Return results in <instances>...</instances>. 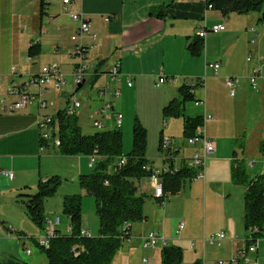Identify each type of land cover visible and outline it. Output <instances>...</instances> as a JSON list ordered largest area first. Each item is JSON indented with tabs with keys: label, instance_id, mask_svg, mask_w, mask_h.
Instances as JSON below:
<instances>
[{
	"label": "crops",
	"instance_id": "0c3cea01",
	"mask_svg": "<svg viewBox=\"0 0 264 264\" xmlns=\"http://www.w3.org/2000/svg\"><path fill=\"white\" fill-rule=\"evenodd\" d=\"M43 1L45 2L44 14L40 17L41 0H0V95L5 96L8 88L14 85L24 86L27 91L35 94L36 97L39 95L40 98L46 99L48 90L40 95L39 87L34 86L31 80L43 65L51 62H56L59 69L62 68L64 72L70 74L71 81L69 82L73 87L72 72L75 63L71 61L69 69L66 70L64 64L67 53L72 52L73 42L71 36L77 29V23L70 16L72 13L84 16L89 25V31L81 34L79 38V41L87 49L85 59V62L87 60V70L82 85L88 80L91 85L102 79L103 82L107 83L110 80L109 71L115 64L119 66L122 80L118 85L120 90L118 96L127 94L128 97L134 98L135 96L136 98V95L145 84L151 85L153 82L156 86L160 76L168 79L173 78V81L167 80L156 86L161 87L159 99L161 108L169 100L178 97V86L182 83L181 76H184V79L188 75L197 76L200 74L203 64L206 67L208 62H218L219 69H221L220 61L223 58L224 63H226L231 56L229 52H233V50L238 52V48L240 52L244 51L245 45L250 43V40L252 42L253 37L255 39L252 43L256 42V36L259 38L264 37V23L257 25V13L252 14V12H249L245 16L234 15L233 13L222 15L219 11L208 8L205 2L200 0H70L68 4H64L63 0ZM158 10L162 13V16H158ZM105 17H108L109 20L106 21ZM216 23L224 24L225 28L217 33L207 31L206 36L203 38L204 47L202 52H204V56L191 55L187 50L188 38L198 36L201 29H208ZM255 24L256 26H254ZM247 32L250 35H247ZM91 35H94V38ZM35 42L39 43L41 52L36 57H30L28 48L31 43ZM239 45L240 47H238ZM248 51L250 54V49ZM46 52H51L50 58H47V63L44 61ZM206 70L213 77L218 76V73L214 75L210 68L206 67ZM224 72V74L227 72L226 65L224 66ZM173 74H179L180 78L176 80ZM127 78H130L131 86L127 85ZM226 78H224V82ZM260 78H262L261 75L257 82ZM105 83L99 85V89ZM113 86L114 84L110 85V87ZM194 93L196 97V90ZM107 94H109L108 91H106L103 98L99 94L96 96L101 104L104 99L110 101L113 107L112 112H117L118 101L115 100V96H107ZM200 102L202 104V100ZM185 103L182 106L185 116L194 117L199 115V113L195 115L194 112L186 114L187 106ZM2 106L0 103V203L11 209H16V193L26 186L29 191H33L37 180L47 177L42 174L46 172L44 171L46 161L51 158L52 152L50 150L58 152V149L47 146L44 150H40L37 123L49 113L40 108L36 101L15 111L3 110ZM66 106H59L56 110L58 111ZM206 108L204 107L203 111L201 109L199 111L203 117ZM212 110L215 114L216 109ZM54 114L56 113L54 112ZM215 115L218 116V114ZM208 116H211V119L204 120L202 118V123L195 128V132L201 128L204 129L207 138L215 144V152L206 157V159L209 158V170H205V161L204 177L195 180L202 181L201 189L204 198L208 196L210 199V196L215 194L221 196L224 200V209L222 215H220L222 226L218 230H224L227 241L231 246L235 245L231 254L227 257L231 264L235 262L263 264L264 244H261V241L258 243L256 251L245 253V261L243 259L232 260L239 250L246 248L247 230L243 225V208L238 209L237 207L232 211H229V208L227 209L228 199L226 198L231 193L227 186H221L220 179H213L211 174L217 166L219 168L223 166L224 171L227 169L228 175L231 176V164L237 158L238 153L233 150L231 154L230 151L232 147L230 139L233 138V135L227 134L222 139L219 134L212 133L209 130L207 127L208 122L211 123L214 118L212 115ZM175 118H181L183 131V116ZM160 134L162 135V132ZM168 136L171 139L173 137L172 135ZM170 142L171 147L173 146V150L176 152L171 162L173 168L180 167L182 160H185V163L190 167V161L188 160H190L196 149H200L199 144H188L189 147L184 144L180 146L173 139ZM177 157L181 158L179 164L175 163ZM147 158L150 160L149 157ZM161 160L162 165L160 168L167 166L168 163L163 160V157ZM1 170L11 171L13 177L9 179L1 173ZM47 174H50L48 170ZM229 180L231 183V178ZM224 181L226 182L225 178ZM136 184L138 193L147 196L143 203V213L146 219L140 222L149 224L150 227H163L165 205L148 204L152 203L151 200H156L149 179L147 177L142 178ZM216 185L219 186L220 191ZM56 218L59 219V223L60 218L58 216ZM7 220L11 222L10 229L18 226L9 214L1 213L0 227L2 229H5L3 222ZM212 220L214 219H210V222ZM49 222L53 221L49 220ZM205 226V232H208ZM241 226L244 228L243 248H241L239 241L234 242V239H232L234 234L241 233ZM82 229L89 232L85 227H82ZM152 230L149 229L148 233ZM146 235L147 233L135 236H140L142 239ZM260 237L262 238V236ZM175 240L178 241L179 239ZM249 255L251 257H248ZM196 261L200 264H206V261H202L198 257L195 258L192 264Z\"/></svg>",
	"mask_w": 264,
	"mask_h": 264
},
{
	"label": "rangeland",
	"instance_id": "374dc122",
	"mask_svg": "<svg viewBox=\"0 0 264 264\" xmlns=\"http://www.w3.org/2000/svg\"><path fill=\"white\" fill-rule=\"evenodd\" d=\"M256 13L252 12V14ZM233 14L245 16V14ZM262 23L264 22L257 20V25ZM247 35L250 34L247 32ZM250 43L245 45L244 51L242 50L240 52L238 48V52L234 50L233 52H229L231 56L226 63H224L223 58L221 59V69H218V76L213 77L203 64L202 70L197 76L205 78V86H197L195 89L196 97H198L196 99L202 100V104L199 101L186 102L187 109L185 113L189 114L194 112L196 113L195 115L197 113L200 115V109L203 111V108L207 107L205 116L212 115L214 118L213 123L208 122L207 127L212 133L219 134L222 139L227 134L233 135V138L230 139L232 144L231 154L233 150L237 151V161L243 165L247 177L253 178L260 174L264 175V152L259 147L260 143H264V37L259 38L256 36V42L252 43L250 40ZM50 56L51 52H46L44 58L45 63H47V58H50ZM200 56L203 57L204 52ZM71 61H73L72 63H76L79 61V57H73L72 53H67L66 60L64 61L65 70L69 69V63ZM225 65L227 66L226 74H224ZM255 66H259L262 69V78L259 79L256 86H253L250 83V77L253 76ZM59 70L66 78L65 85L60 88H55L54 81H52L46 89L48 90L46 94L47 105L46 107H40L46 110L49 115H54V112L56 113V109L59 106L74 104L73 99L79 101L80 107L75 108L74 111L82 133L92 134L98 131L95 127L97 121L103 126L99 130L119 128L123 135L122 151L124 154L132 148V125L136 117L147 129L146 156L150 158L154 166L159 168L162 165L161 159L164 155L163 150L158 147L161 132L164 138L172 135L173 141L175 140L180 146L183 144L189 146L186 141V136L182 131L181 118H168L164 120L162 108L159 106L161 87H156L153 82L151 85L145 84L136 95V98L135 96L134 98H131V96L128 97L127 94L115 97V100L118 101V103L116 102L117 112L119 111L123 116L122 124L116 127L114 118H112V110L109 112V118L102 116L100 113H96L97 109L102 107V104L96 96L99 90L98 86L105 83L103 82L104 80L96 81L92 85L88 80L83 86L75 90L69 82L71 81L70 74L64 72L62 68ZM173 75L176 80L180 78L179 74ZM197 76L188 75L185 80L191 83L190 79L192 78L194 80ZM230 76L239 80L234 96L229 95V88L224 82V78ZM183 77L181 76L182 81L184 80ZM34 86L38 87L37 84H34ZM107 91L109 93L107 96H110V90ZM41 94H44V92ZM37 97L40 96L38 95ZM212 109H216L215 114H218V116L214 114ZM172 139L170 138L171 141ZM50 151L52 155L46 161L44 167V171L46 172H43L42 175H46V178L57 175L60 178V184L54 195L44 199L43 214L45 221L43 226L39 227L29 219L24 212L22 203L16 201V199V209H11L7 205L0 203V214H9L11 219L16 221V225H18L16 228L12 227L10 229L11 222L7 220L3 222L5 229L0 227V264H3L9 258L20 260L27 264H47L45 255L37 245V240L47 234L51 226L49 220L54 222V232L55 229L61 233L69 232V219L63 212V198L66 195L78 194L81 196V226L89 230L92 236L98 233L99 219L95 212L94 198L86 194L79 185L80 175L90 173L93 169L89 165L90 156H66L60 154L59 151ZM208 159H206L205 170H209L210 163ZM180 162L181 158L177 157L175 163L179 164ZM47 170L50 174H47ZM211 177L213 179H220L221 186L224 187L225 185L228 187L231 195L227 196L226 194L225 197L227 196L226 199H228L227 209L229 208V211L237 207L238 209L243 208L244 185L235 184L232 179L230 183L229 178L231 176L228 175L227 169L224 171L223 166L221 168L217 166L216 170L211 174ZM201 182V180L194 181L186 179L177 193L168 195L161 202H157L154 199L151 200L152 203L148 204H154L155 206L165 205L163 227L155 228L140 221L132 222V236L122 242L110 264H160V249L162 247L160 243L153 250L142 248V239L140 236L148 233L149 229L158 231L160 236L167 239V244L181 246L183 256L180 264H192L196 257L202 261H206V264H215L220 261L223 264H231L227 257L231 254L235 245L231 246L227 238L223 240L220 247L201 242L203 237H209L211 234L222 231L218 229L222 226L220 215H222V210L224 209V200L221 196L213 194L210 196V199L208 196L206 198L203 197ZM216 187L220 191L219 186L216 185ZM57 216L60 218L59 223H55ZM210 219L214 220L210 222ZM180 222H183V229L178 233L176 230ZM204 226L208 229V232H205ZM240 230L241 233L234 234L232 239H234V242L239 241L242 246L241 248H243V226H241ZM137 234H140V236H135ZM257 238L259 242L261 241V244H264V232L262 238ZM175 239L179 240L177 241ZM192 242L195 244L194 247L191 246ZM27 249H29V253L26 252ZM248 257L251 256L249 255ZM233 264H245V262H235Z\"/></svg>",
	"mask_w": 264,
	"mask_h": 264
},
{
	"label": "trees",
	"instance_id": "16d2710c",
	"mask_svg": "<svg viewBox=\"0 0 264 264\" xmlns=\"http://www.w3.org/2000/svg\"><path fill=\"white\" fill-rule=\"evenodd\" d=\"M44 4L45 2L41 0L40 17L44 14ZM205 5L219 11L222 15L257 12L258 20L264 22V0H205ZM160 15L162 16V13L158 10V16ZM203 47V38L198 36L188 38L187 49L191 55H201ZM40 52L38 42L29 45L28 55L30 57H36ZM185 79L178 86V97L169 100L162 107V114L164 120L183 116V134L188 138L195 134V128L202 123L203 115L185 116L182 106L188 101H200L196 99L194 91L197 86H204L205 78L198 77L194 80L191 78V83ZM54 118L58 120L57 136L60 144L57 149L60 154L95 156L94 163L91 165L92 171L80 175L79 185L86 194L94 198L99 228L95 236L81 235V196L66 195L63 198V212L69 219V232L61 233L55 229L54 236L47 247L38 243L37 245L45 255L47 264H110L122 242L131 236V223L146 219L143 213V203L147 196L138 193L136 183L149 176L150 170L146 167H154L146 156L147 129L138 118H134L132 148L124 154L122 151L123 135L119 128L98 129L92 134H84L78 125L76 115L66 114L64 109H60L54 114ZM162 138L160 134V149H162ZM259 147L264 152L263 142ZM163 153V160L168 163L169 170L160 172L163 195L155 197L158 202L165 200L170 194L177 193L183 181L193 179L199 171L198 168L189 167L185 160H182L180 167L173 168L171 162L176 152L168 148ZM122 156L125 160L119 163ZM231 179L233 183L245 186L243 198L245 230L250 232L253 239L262 236L264 232V175L248 178L243 165L235 159L231 164ZM59 184V176L53 175L45 179L39 178L34 191H29L26 186L16 193V201L22 203L26 215L39 227H42L45 221L44 199L54 195ZM254 228L255 232H253ZM250 241L246 239V248L250 245ZM182 256V248L179 245L166 244L160 249V264H180ZM3 264L27 263L9 258ZM193 264L200 263L196 261Z\"/></svg>",
	"mask_w": 264,
	"mask_h": 264
},
{
	"label": "built area",
	"instance_id": "2783aa9c",
	"mask_svg": "<svg viewBox=\"0 0 264 264\" xmlns=\"http://www.w3.org/2000/svg\"><path fill=\"white\" fill-rule=\"evenodd\" d=\"M202 2H205V0H200ZM70 0H63L64 4H68ZM71 19L77 23V29L75 33L71 36V41L73 42V48H72V56L73 57H79V61H77L74 64L73 72H72V85L74 88H76L79 84H82L85 79L87 65L85 62L87 49L86 47L79 41V38L81 34L87 33L89 31V25L87 20L78 13H72ZM106 21L109 20L108 17L104 18ZM225 26L222 23H216L213 24L208 29H201L198 32V37L204 38L206 36L207 31H210L212 33H217L219 31L224 30ZM254 31V29H252ZM92 38H94V35H91ZM254 37L252 39V42H254ZM249 59V58H248ZM206 67L210 68L214 75H217L218 69H219V63L218 62H208L206 63ZM13 69V67H12ZM261 75V68L257 66L253 70V76L250 77V83L253 86H256L257 80ZM109 78L110 80L104 84L102 88L98 90L99 96L103 98L105 96L106 91L110 89V95L118 96L120 94V90L118 85L121 83V76L119 73V66L118 64H115L109 71ZM167 80L173 81L174 79H168L164 76H160L156 82V86H159L160 84H163ZM32 83L37 84L40 90V93L45 92L48 85L51 84L52 81H54V87L60 88L65 85L66 78L65 76L60 72L59 66L56 62H52L50 64L44 65L40 68V70L35 74L32 78ZM239 80L237 78L228 77L225 80L226 86L230 90V95L233 96L235 94V88ZM113 87H110V85H113ZM131 80L130 78H127V85L131 86ZM36 97L35 94L27 91L24 86H10L7 90V94L0 95V103L3 105V110H9V111H15L20 110L24 107H26L28 104L32 103L33 101H36L40 107H46L47 101L46 99H43L42 97ZM8 99V100H7ZM74 101V104L67 105L64 107V111L66 114L69 115H75V108L80 107L79 101ZM199 103H201L199 101ZM113 107L111 106L110 101L107 99L103 100L102 107L98 108L96 113H100L102 116H106L107 118L110 117L109 112L111 111ZM112 112V111H111ZM112 118H114V122L116 127L121 125L122 120V114L120 112H113ZM204 120L211 119V116H204ZM37 126L39 128V141H40V150H44L47 146H51L53 148H58L60 144V140L57 136L58 132V120L54 118L53 115H45L41 120L38 121ZM95 127L97 129H101L103 126L99 121L96 122ZM186 141L188 144L195 145L199 144L200 149H196L194 153L192 154V157L190 158V167L192 168H198L199 171L196 173L195 179L203 178L204 177V166L206 157L208 155H211L215 152V144L210 141L205 132L204 129H199L195 134L191 137L186 138ZM161 148L163 151L167 150L171 147V142L169 137H163L161 141ZM173 151V150H172ZM95 156H90V166L94 163ZM125 160V157L122 156L119 159V163H123ZM146 169L150 170V174L147 177L152 185L153 188V194L154 197H159L163 195L162 190V182L160 177L161 171H167L169 170L168 166H165L162 168H150L146 167ZM172 171V170H171ZM1 173L11 179L13 177V173L9 170H1ZM59 219L56 218L55 223H58ZM51 226L48 230L47 234L45 236L40 237L37 240V243L41 246L47 247L49 245L50 239L54 236V222H50ZM183 227V222H180L177 228V232H179ZM256 229H253V232H255ZM81 235L89 236V232H86L85 230H81ZM226 238V233L224 231L216 232L214 234H211L207 238H203L202 242L207 243L211 246H220L221 242ZM246 239L251 240L250 245L247 248L241 249L237 252L236 256L233 257V261H238L240 259H243L245 261V253L247 251L254 252L258 248L259 239L258 238H252V235L250 232H247ZM161 244L162 246L167 244V239L160 236V234L156 231H151L147 233L146 236L142 238V248L143 249H155L158 244ZM194 242L191 243V246L194 247ZM27 253H29V249L26 250ZM217 264H222V262H218Z\"/></svg>",
	"mask_w": 264,
	"mask_h": 264
},
{
	"label": "water",
	"instance_id": "95a60500",
	"mask_svg": "<svg viewBox=\"0 0 264 264\" xmlns=\"http://www.w3.org/2000/svg\"><path fill=\"white\" fill-rule=\"evenodd\" d=\"M82 84H79L77 87H81Z\"/></svg>",
	"mask_w": 264,
	"mask_h": 264
}]
</instances>
